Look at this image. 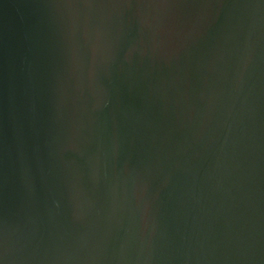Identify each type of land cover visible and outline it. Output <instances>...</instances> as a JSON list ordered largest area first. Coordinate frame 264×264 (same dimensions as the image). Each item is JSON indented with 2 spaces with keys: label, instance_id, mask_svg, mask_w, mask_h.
Segmentation results:
<instances>
[{
  "label": "water",
  "instance_id": "95a60500",
  "mask_svg": "<svg viewBox=\"0 0 264 264\" xmlns=\"http://www.w3.org/2000/svg\"><path fill=\"white\" fill-rule=\"evenodd\" d=\"M0 264H264V0H0Z\"/></svg>",
  "mask_w": 264,
  "mask_h": 264
}]
</instances>
